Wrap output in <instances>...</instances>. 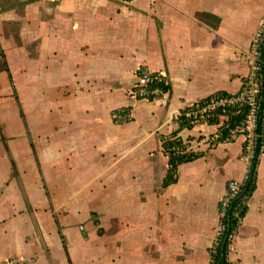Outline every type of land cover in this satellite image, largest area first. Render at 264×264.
Instances as JSON below:
<instances>
[{
  "label": "crops",
  "instance_id": "0c3cea01",
  "mask_svg": "<svg viewBox=\"0 0 264 264\" xmlns=\"http://www.w3.org/2000/svg\"><path fill=\"white\" fill-rule=\"evenodd\" d=\"M263 17L261 0H0V262L209 264L242 139L174 117L240 91ZM140 67L165 100L129 98ZM175 132L198 157L163 187ZM228 260L264 264V155Z\"/></svg>",
  "mask_w": 264,
  "mask_h": 264
},
{
  "label": "built area",
  "instance_id": "2783aa9c",
  "mask_svg": "<svg viewBox=\"0 0 264 264\" xmlns=\"http://www.w3.org/2000/svg\"><path fill=\"white\" fill-rule=\"evenodd\" d=\"M264 2V0H261ZM248 72L241 89L233 95L213 94L185 108L174 117L179 122L184 116L193 126L212 125L215 131L209 141L212 146L228 144L242 139L241 160L245 163V176L243 181L229 180L226 184V191L219 202V220L215 232L213 244L217 241L226 228L223 222L231 201L239 192L244 180L252 168V162L264 155V17L259 21L258 28L251 38L249 49L244 57ZM137 81L128 91V96L134 100H165L167 98V79L165 73L153 71L147 67H140L136 71ZM243 114L244 119L239 124L229 128V116ZM130 119L129 111L122 109L115 113V121L124 123ZM226 131V132H224ZM186 146V145H185ZM187 147V146H186ZM163 153L169 159L170 150ZM188 149L186 148V151ZM238 219V228L229 235L230 249L233 238L237 234L243 219L238 213H234ZM213 244L211 252H213ZM0 264H35L34 258L19 259L10 257ZM209 264H213L211 261Z\"/></svg>",
  "mask_w": 264,
  "mask_h": 264
},
{
  "label": "trees",
  "instance_id": "16d2710c",
  "mask_svg": "<svg viewBox=\"0 0 264 264\" xmlns=\"http://www.w3.org/2000/svg\"><path fill=\"white\" fill-rule=\"evenodd\" d=\"M220 95H227L218 93ZM229 128L239 124L243 121L244 115L237 114L235 116H229ZM193 125L182 116L179 120V128H191ZM226 132V131H224ZM162 148L164 150H170L171 157L169 159V169L167 176L163 182V187H166L176 182L177 167L185 162H189L198 157L197 154L186 151V146L181 139L176 137V132L171 136L164 137L162 139ZM259 160L254 159L252 162V168L248 176L240 187L239 192L233 198L227 211V216L224 217L223 222L226 225L225 231L218 236L217 241L213 244V252L210 251V261L213 264H230L228 260V246L230 244L229 235L235 232L238 228V219L234 217V213H238L242 219L247 211V201L253 194L256 188L257 179V166Z\"/></svg>",
  "mask_w": 264,
  "mask_h": 264
}]
</instances>
